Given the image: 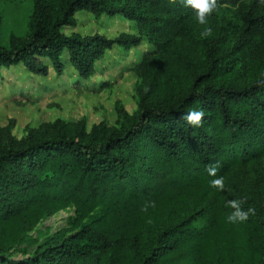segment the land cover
<instances>
[{
  "label": "trees",
  "instance_id": "1",
  "mask_svg": "<svg viewBox=\"0 0 264 264\" xmlns=\"http://www.w3.org/2000/svg\"><path fill=\"white\" fill-rule=\"evenodd\" d=\"M220 4L237 5L242 20L231 47L222 34L200 38L194 11L180 0H32L26 36L0 43V70L22 63L34 74L61 73L66 60L86 79L106 49L136 44L140 35L64 28L75 25L80 9L120 13L154 44L134 66L154 99L142 95L132 113L118 105L115 127L56 118L17 137L12 118L0 124V264H211L220 260L223 232L226 253L264 264L260 246L243 243L240 222L213 212L194 210L153 231L138 225L166 202L213 191V179L264 154V0ZM196 49L205 69H196ZM201 109L199 127L182 119ZM70 205L68 233L56 231L26 256L6 252L40 218Z\"/></svg>",
  "mask_w": 264,
  "mask_h": 264
},
{
  "label": "rangeland",
  "instance_id": "2",
  "mask_svg": "<svg viewBox=\"0 0 264 264\" xmlns=\"http://www.w3.org/2000/svg\"><path fill=\"white\" fill-rule=\"evenodd\" d=\"M32 12V0H0V43L7 45L11 37L24 38L28 32V21ZM212 35H220L225 47H231L233 37L242 26L237 5L220 4L209 17ZM204 26L199 25V32ZM64 31L80 33L100 32L109 37L119 34L140 35V41L132 45L114 44L97 59L94 72L86 79L79 77L65 60V68L56 73L51 67L46 75L29 72L22 63L2 67L0 70V124L14 120L12 133L17 137L24 134L27 126L49 125L54 119H85L90 127L103 121L108 127H115L118 121V105L132 113L142 95L145 100H153L147 93L148 84L134 71V66L144 55L154 49L152 39L140 32L136 22L120 13L93 15L87 9L76 13L74 26ZM233 53H228L227 64ZM197 70L206 68L207 62L196 49ZM236 64V62H235ZM196 70V71H197ZM231 80H236L231 78ZM242 83L241 79L237 80ZM177 91H174V96ZM225 188L211 192L197 191L194 195L175 202L164 203L154 213H145L138 225L153 231L165 227L187 216L194 210L213 212L217 217L227 219L232 209L225 207L231 199H244L243 208L255 209L245 221H239L237 232L258 244L264 251V154L246 163L234 164L225 174ZM73 206L60 208L40 218L28 231L30 237L20 244L9 246L7 253L14 257L26 256L40 241L64 228L68 233L72 228ZM228 220V219H227ZM237 222V221H236ZM235 226V225H231ZM236 227V226H235ZM226 232L217 237L220 260L211 264H246L226 253Z\"/></svg>",
  "mask_w": 264,
  "mask_h": 264
},
{
  "label": "clouds",
  "instance_id": "3",
  "mask_svg": "<svg viewBox=\"0 0 264 264\" xmlns=\"http://www.w3.org/2000/svg\"><path fill=\"white\" fill-rule=\"evenodd\" d=\"M170 2H175V0H170ZM184 7L191 8L195 14V20L199 25L204 26L200 31V38L205 39L212 35V28L209 25L208 17L217 10V0H180ZM182 119L189 125L199 127L204 120V111L192 110L187 112ZM217 166L210 165L207 168L208 174L210 176H216ZM211 186L219 189L220 191L226 190L225 179L223 176L216 177L211 181ZM246 201L244 199H231L225 202V207L232 209L231 213L228 215L227 219L229 222L245 221L248 219L249 215L255 214V209L249 207L247 210L243 208Z\"/></svg>",
  "mask_w": 264,
  "mask_h": 264
}]
</instances>
